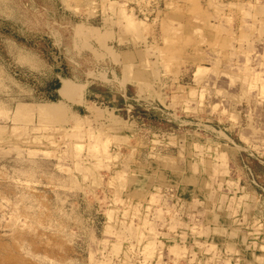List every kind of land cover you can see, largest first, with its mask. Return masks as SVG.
<instances>
[{"label":"rangeland","instance_id":"374dc122","mask_svg":"<svg viewBox=\"0 0 264 264\" xmlns=\"http://www.w3.org/2000/svg\"><path fill=\"white\" fill-rule=\"evenodd\" d=\"M0 264H264V0H0Z\"/></svg>","mask_w":264,"mask_h":264},{"label":"bare ground","instance_id":"6f19581e","mask_svg":"<svg viewBox=\"0 0 264 264\" xmlns=\"http://www.w3.org/2000/svg\"><path fill=\"white\" fill-rule=\"evenodd\" d=\"M71 88V84L69 82L68 79H63V82H62V86L59 90L60 94L62 96H67V93L69 91V89ZM55 103H51V104H43V105H39L37 106L38 107V110L41 111V113L43 114H50V113H53V109H52V105H54Z\"/></svg>","mask_w":264,"mask_h":264},{"label":"crops","instance_id":"0c3cea01","mask_svg":"<svg viewBox=\"0 0 264 264\" xmlns=\"http://www.w3.org/2000/svg\"><path fill=\"white\" fill-rule=\"evenodd\" d=\"M59 78H60V81H61V82H63V79H65L64 76H63V74H61V73L59 74ZM61 86H62V85H61ZM60 88H61V87H60ZM60 88L55 89V91H56V92H59V89H60Z\"/></svg>","mask_w":264,"mask_h":264}]
</instances>
